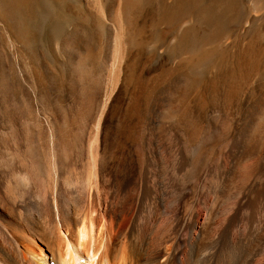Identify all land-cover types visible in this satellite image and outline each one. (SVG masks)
Instances as JSON below:
<instances>
[{
    "label": "rangeland",
    "instance_id": "1",
    "mask_svg": "<svg viewBox=\"0 0 264 264\" xmlns=\"http://www.w3.org/2000/svg\"><path fill=\"white\" fill-rule=\"evenodd\" d=\"M25 1L21 21L0 0V152L14 137L49 161L51 135L67 140L85 124L92 135L113 89L118 128L109 150L108 118L109 155L127 159L146 134L194 173L225 154L220 172L233 175L252 165L257 185L264 182V8L253 9V0H193L197 17H212L217 7L229 8L234 19L220 67L202 73L203 78L221 68L219 75L225 73L231 85L209 96L202 79L195 84L197 75L186 61L187 25L166 29L157 5L125 15L122 0ZM179 110L193 126L190 138L180 132ZM210 187L204 191L221 190ZM190 190L194 194L198 187L188 185ZM161 195L160 215L166 216L173 201L166 210L170 198Z\"/></svg>",
    "mask_w": 264,
    "mask_h": 264
},
{
    "label": "bare ground",
    "instance_id": "2",
    "mask_svg": "<svg viewBox=\"0 0 264 264\" xmlns=\"http://www.w3.org/2000/svg\"><path fill=\"white\" fill-rule=\"evenodd\" d=\"M23 2L6 0L21 21ZM152 5L166 29L187 25L186 61L196 85L204 71L220 67L234 20L229 8L197 17L198 1L122 0V11L129 15ZM251 6L264 8V0ZM112 92L92 135L86 124L67 140L51 135L49 161L14 137L3 147L0 264H264V182L257 185L252 165L229 176L222 154L194 173L146 134L127 159H116L106 144ZM213 184L221 190L204 191ZM188 185L198 190L192 194ZM161 191L170 198L166 210L173 201L166 216L158 205Z\"/></svg>",
    "mask_w": 264,
    "mask_h": 264
},
{
    "label": "water",
    "instance_id": "3",
    "mask_svg": "<svg viewBox=\"0 0 264 264\" xmlns=\"http://www.w3.org/2000/svg\"><path fill=\"white\" fill-rule=\"evenodd\" d=\"M230 45V44H229ZM241 52L236 53L234 56L233 61L237 62L238 58L240 57ZM157 55V54H156ZM158 56V55H157ZM221 69V68H220ZM219 69V70H220ZM218 70V71H219ZM214 72L211 74H207L202 78V88L207 93V95L210 96V91L215 90L217 88L218 92L225 90L227 87L231 85V80L226 76L225 73H223L221 76L219 75L220 72ZM182 79V77H180ZM208 98V97H207ZM109 150L112 146V142H114L117 135L115 134L118 126H117V116L116 112L112 110V106L109 109ZM185 117L183 115V111L179 110L177 112V121L179 123H182V130L180 129V132L185 134L187 138H190L193 135V126L192 125H186ZM110 152V151H109Z\"/></svg>",
    "mask_w": 264,
    "mask_h": 264
}]
</instances>
